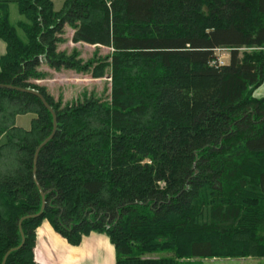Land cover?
Returning a JSON list of instances; mask_svg holds the SVG:
<instances>
[{"label":"trees","instance_id":"obj_1","mask_svg":"<svg viewBox=\"0 0 264 264\" xmlns=\"http://www.w3.org/2000/svg\"><path fill=\"white\" fill-rule=\"evenodd\" d=\"M15 3L26 41L0 2V85L41 94L57 129L36 165L46 207L28 218L42 210L34 159L53 116L36 96L0 88V264H38L44 222L73 247L105 235L116 264L264 259V101L253 95L264 0ZM69 42L94 49H61ZM41 67L108 78L110 89L55 100L37 84L52 78ZM27 114L29 130L16 125Z\"/></svg>","mask_w":264,"mask_h":264},{"label":"rangeland","instance_id":"obj_2","mask_svg":"<svg viewBox=\"0 0 264 264\" xmlns=\"http://www.w3.org/2000/svg\"><path fill=\"white\" fill-rule=\"evenodd\" d=\"M60 1H55V9L59 10L61 5ZM10 22L12 26L16 27L17 33L19 37L26 41V36L24 32L18 28V24L21 22H26V19L21 16L18 12V7L15 2H12L10 6ZM70 38V36H69ZM2 46V47H1ZM82 51L85 54H90L94 48L89 46H81ZM5 48V45L0 41V53H3L1 49ZM68 48L69 50L72 49V45L69 43L68 45L62 46L61 49ZM6 51V50H5ZM108 50H104L105 52ZM6 53V52H4ZM219 62L225 63L228 61L229 54L226 51H220L216 53ZM1 55V54H0ZM41 70L48 72L50 75L51 80H43L42 82L37 81V84H41L48 89V92L53 95L55 100H59L60 97L66 103H70L74 100L83 101L84 96H90L91 94H99L102 95L104 92L109 91L110 89V82L111 79L105 78L103 80H93L89 76L78 75L71 70H62L60 73L54 72L48 68L41 67ZM109 93L105 94L108 95ZM106 97V96H105ZM33 115L27 114L23 116H19L17 118L16 125L23 129L29 130L31 127V120L33 119ZM6 141L5 137L0 139V145H2ZM97 234V233H95ZM100 235V234H98ZM102 235V234H101ZM106 237L105 235H103ZM163 256V255H161ZM160 255L154 257H161ZM195 264H264V259H245V260H204L202 262H197Z\"/></svg>","mask_w":264,"mask_h":264},{"label":"crops","instance_id":"obj_3","mask_svg":"<svg viewBox=\"0 0 264 264\" xmlns=\"http://www.w3.org/2000/svg\"><path fill=\"white\" fill-rule=\"evenodd\" d=\"M5 1L11 2V4L12 2H16V0H0V2ZM55 1L52 0L54 9ZM58 1L61 2L59 3L61 7L59 10L55 9L56 11H60L65 2V0ZM67 35L71 38L73 31L68 30ZM69 43L73 48L79 49L82 46L81 44L75 45L72 42ZM83 46L87 47L88 45ZM1 50H3V53H0V57L6 54L4 53L7 50L6 45ZM228 63L229 58L226 64H224L227 65ZM253 95L254 98L264 101V82ZM34 254L38 264H116L115 249L107 237L93 233L89 237H86L80 246L73 247L58 235L48 222H44L37 230V242Z\"/></svg>","mask_w":264,"mask_h":264},{"label":"water","instance_id":"obj_4","mask_svg":"<svg viewBox=\"0 0 264 264\" xmlns=\"http://www.w3.org/2000/svg\"><path fill=\"white\" fill-rule=\"evenodd\" d=\"M0 88H4V89H8V90H15V91H18V92H21V93H25V94H31V95H34V96H36L37 98H39L40 100H41V102L43 103V105H44V107L51 113V115L53 116V126H54V128H53V131H52V134L49 136V138H47V140H45L44 141V143L37 149V151H36V154H35V159H34V179H35V181H36V183H37V186H38V188H39V190H40V192H41V196H42V199H43V205H42V210H41V212L38 214V215H36V216H30V217H28V218H38V217H40L42 214H43V212H44V210H45V207H46V200H45V197H46V195H45V193L43 192V191H41V187H40V185H39V183L37 182V179H36V165H37V161H38V157H39V154H40V152H41V150L53 139V137L55 136V133H56V129H57V117H56V114H55V112H54V110L51 108V106L47 103V101H46V99L41 95V94H39L38 92H36V91H32V90H25V89H21V88H14V87H12V86H2V85H0ZM22 222H23V220L21 221V223H20V230H21V233H22ZM23 235V234H22ZM24 245V239H23V244H22V246ZM21 246V247H22ZM12 251H14V250H12ZM12 251H10L8 254H7V256H6V258H5V260H4V263H5V261H6V259H7V257L10 255V253L12 252Z\"/></svg>","mask_w":264,"mask_h":264},{"label":"built area","instance_id":"obj_5","mask_svg":"<svg viewBox=\"0 0 264 264\" xmlns=\"http://www.w3.org/2000/svg\"><path fill=\"white\" fill-rule=\"evenodd\" d=\"M219 64H220V65H224V63H222V62H219Z\"/></svg>","mask_w":264,"mask_h":264}]
</instances>
